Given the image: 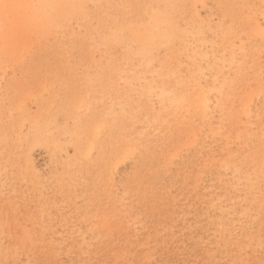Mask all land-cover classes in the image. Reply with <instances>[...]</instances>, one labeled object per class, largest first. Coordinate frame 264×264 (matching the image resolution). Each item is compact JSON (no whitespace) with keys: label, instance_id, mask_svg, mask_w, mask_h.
<instances>
[{"label":"rangeland","instance_id":"obj_1","mask_svg":"<svg viewBox=\"0 0 264 264\" xmlns=\"http://www.w3.org/2000/svg\"><path fill=\"white\" fill-rule=\"evenodd\" d=\"M0 264H264V0H0Z\"/></svg>","mask_w":264,"mask_h":264}]
</instances>
